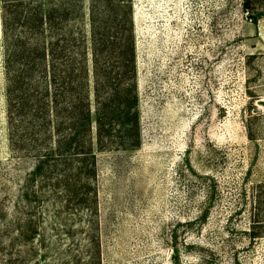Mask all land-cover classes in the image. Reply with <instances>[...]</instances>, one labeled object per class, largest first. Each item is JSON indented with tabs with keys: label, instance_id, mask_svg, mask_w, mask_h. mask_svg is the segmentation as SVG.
I'll use <instances>...</instances> for the list:
<instances>
[{
	"label": "rangeland",
	"instance_id": "rangeland-1",
	"mask_svg": "<svg viewBox=\"0 0 264 264\" xmlns=\"http://www.w3.org/2000/svg\"><path fill=\"white\" fill-rule=\"evenodd\" d=\"M51 1L76 3L89 36L91 0ZM105 1L96 0L97 10ZM241 3L117 7L134 32L141 144L97 153L102 264H264V136L248 139L243 124L246 85L264 110V16L249 21ZM1 5L0 208L9 213L34 159L8 140ZM79 236L72 241L80 251ZM6 255L0 251V264ZM35 257L30 264L60 260L54 252Z\"/></svg>",
	"mask_w": 264,
	"mask_h": 264
},
{
	"label": "trees",
	"instance_id": "trees-1",
	"mask_svg": "<svg viewBox=\"0 0 264 264\" xmlns=\"http://www.w3.org/2000/svg\"><path fill=\"white\" fill-rule=\"evenodd\" d=\"M91 1L88 36L76 3L1 0L8 140L13 152L34 159L11 212L0 208L4 264H30L49 252L60 258L54 264H102L97 153L135 150L141 131L133 27L116 12L131 0H106L104 12ZM241 6L251 22L264 16V0ZM246 86L243 124L255 140L264 136V110ZM60 234L64 244L55 240ZM78 234L80 251L72 241Z\"/></svg>",
	"mask_w": 264,
	"mask_h": 264
}]
</instances>
